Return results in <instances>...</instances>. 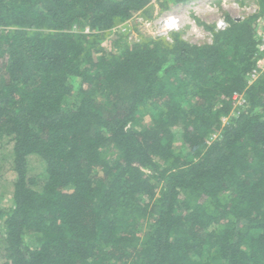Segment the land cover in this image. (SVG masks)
Here are the masks:
<instances>
[{"label": "trees", "instance_id": "trees-1", "mask_svg": "<svg viewBox=\"0 0 264 264\" xmlns=\"http://www.w3.org/2000/svg\"><path fill=\"white\" fill-rule=\"evenodd\" d=\"M153 1L0 0V264H264L262 14L102 45Z\"/></svg>", "mask_w": 264, "mask_h": 264}, {"label": "rangeland", "instance_id": "rangeland-1", "mask_svg": "<svg viewBox=\"0 0 264 264\" xmlns=\"http://www.w3.org/2000/svg\"><path fill=\"white\" fill-rule=\"evenodd\" d=\"M254 5H260L259 0H189L183 3L174 4L171 0L167 8H162L160 1L154 0L145 11L135 13L131 19L118 25L108 33L102 45L107 50L114 46V40L119 33L127 36L130 43L141 41L143 39L166 37L172 39V33H179L184 39L194 44H205L213 41L212 30H217V22L220 19H244L251 15ZM179 17L180 29L172 32H164L160 26V21L168 16ZM75 27L74 31H80ZM90 32L89 27L84 29ZM234 108V107H233ZM234 110V109H233ZM237 112H232L236 116ZM228 117H224L223 122L227 123ZM149 118L144 117L139 120V126H144ZM218 133L212 134L209 138L212 141ZM176 147L181 150V142L177 140ZM11 205L10 196L0 190V207L7 208Z\"/></svg>", "mask_w": 264, "mask_h": 264}, {"label": "built area", "instance_id": "built-area-1", "mask_svg": "<svg viewBox=\"0 0 264 264\" xmlns=\"http://www.w3.org/2000/svg\"><path fill=\"white\" fill-rule=\"evenodd\" d=\"M252 13L262 14L261 17V27L257 36V52L255 65L249 76V84H252L260 77H264V11H262L260 5H254L252 8ZM180 18L174 15L163 18L160 21V26L164 32H172L180 29ZM230 26V23L226 19H220L217 22V31L226 30ZM233 112H237L236 116L247 107L246 98L242 93H235L233 96Z\"/></svg>", "mask_w": 264, "mask_h": 264}]
</instances>
